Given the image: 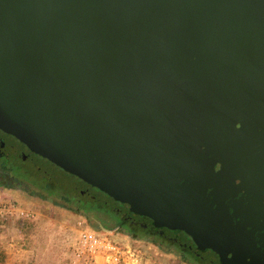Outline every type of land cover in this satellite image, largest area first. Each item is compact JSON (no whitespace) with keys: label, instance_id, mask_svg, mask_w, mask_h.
<instances>
[{"label":"water","instance_id":"1","mask_svg":"<svg viewBox=\"0 0 264 264\" xmlns=\"http://www.w3.org/2000/svg\"><path fill=\"white\" fill-rule=\"evenodd\" d=\"M0 129L220 264H264V0H0Z\"/></svg>","mask_w":264,"mask_h":264},{"label":"rangeland","instance_id":"2","mask_svg":"<svg viewBox=\"0 0 264 264\" xmlns=\"http://www.w3.org/2000/svg\"><path fill=\"white\" fill-rule=\"evenodd\" d=\"M9 167L17 177L29 180L37 186L44 185L46 177L50 178L53 185L52 192L65 195L74 205L94 206L99 204L104 196L92 189L90 193L93 197L86 198L85 195L79 196L76 192L77 188L83 185L76 184L73 176L61 169L53 166L47 161L39 157H30L26 160H20L16 157L9 160ZM39 167L44 173L41 175L36 169ZM74 187V188H73ZM76 187V188H75ZM34 188H36L34 186ZM0 199L3 201L14 202L31 209L34 213L33 218L27 219V222L21 223L14 216L5 214L6 220H0V264H66L67 263V240L71 227L75 219L61 211H58L41 202L20 198L17 195L0 191ZM98 218L92 221V224L100 226L102 231L94 232L116 244L138 247L143 255L151 258L152 261H158L160 264H178L174 256L163 255L159 250L149 244H143L134 239L116 234L114 231L109 232L107 229L113 224H117L119 217L112 213L105 205L98 206ZM4 213V212H1ZM3 215V214H2ZM4 218V217H3ZM109 226L105 228V226ZM99 228V229H100ZM127 229L126 227H123ZM150 233V231H149ZM152 236V235H151ZM153 237V236H152ZM161 247V246H159ZM172 250L178 254H182L188 261L196 262V259L202 261L209 256L208 251L201 250L200 257L186 250L183 247H177L176 244L170 246ZM145 253V254H144ZM177 256V255H176ZM179 257V255H178Z\"/></svg>","mask_w":264,"mask_h":264},{"label":"trees","instance_id":"3","mask_svg":"<svg viewBox=\"0 0 264 264\" xmlns=\"http://www.w3.org/2000/svg\"><path fill=\"white\" fill-rule=\"evenodd\" d=\"M51 187L49 190H46L45 185H42L40 187L36 185V188H31L20 179L13 177L8 168H0V191L11 193L13 195L19 196L20 198L31 200L34 202H41L47 206H50L58 211L70 215L75 220L82 221L84 225L92 232H99L103 230H101L100 226L96 225V223L94 225L91 222V220L95 221L98 218V206L105 205L107 208L109 206V210L111 212L115 211L116 206L121 207V205L117 201L113 200L100 191H98V193H101L104 198L102 200H99V204L95 205V207L88 205L86 206L85 204H82L81 206L74 205L72 202H70L71 200L68 199L65 195L53 193ZM84 195L86 196V198H91L90 196L88 197L87 193H84ZM96 199L97 198L95 197L94 200ZM6 219L7 218L4 215H0V220ZM17 220L21 223H25L28 221L27 219L21 218H17ZM117 224H119V222ZM108 227V225L105 226V228ZM159 230L160 229L153 228L151 222H149L148 226L145 229L141 228L138 231H131L129 229H126L127 233L123 232L125 231V229H115L114 232L116 234L134 239L143 244H149L159 250L163 255L174 256L177 259L178 264H196L195 262L188 261L182 254H175V252L170 247L173 244H176L177 247H183L186 250L189 249L184 246L170 230L166 228H163V231L161 232ZM189 251L192 252L197 258L200 257V253L202 252L201 250ZM206 251L210 252L209 256L206 257L204 261L196 259L197 264H220L215 253L210 250Z\"/></svg>","mask_w":264,"mask_h":264},{"label":"built area","instance_id":"4","mask_svg":"<svg viewBox=\"0 0 264 264\" xmlns=\"http://www.w3.org/2000/svg\"><path fill=\"white\" fill-rule=\"evenodd\" d=\"M2 214L21 219L34 216L31 209L0 199V215ZM66 250V264H154L144 258L137 247L116 244L104 234L99 236L80 220H75L71 227Z\"/></svg>","mask_w":264,"mask_h":264},{"label":"flooded vegetation","instance_id":"5","mask_svg":"<svg viewBox=\"0 0 264 264\" xmlns=\"http://www.w3.org/2000/svg\"><path fill=\"white\" fill-rule=\"evenodd\" d=\"M31 156L32 157H39V158L47 161L48 163L52 164L53 166L59 168L58 166L54 165L50 161L41 157L40 155L30 151L25 145H23L21 142H19L14 136H12V135H10V134H8V133H6L0 129V168H8L9 172L12 174L13 177L20 179L21 181L26 183L29 187L34 188V186L36 187V184H34L33 182H31L29 180H25V179H22L20 177H17L16 174H14L12 172V170L10 169L9 163H8L9 160L14 158V157H16L20 160H26V159H29ZM36 169L39 171V173L41 175L44 173L42 170L39 169V167H37ZM45 174H47V173H44V175ZM72 176L74 177L73 178L74 182L75 183L78 182V183H76L77 185L78 184L83 185L82 188L80 187V188H77V190H76V192L79 196H82V195H84V193H87L88 197L90 196L91 198H93L92 197L93 194H91L90 193L91 191H89V190L95 189V190L99 191L95 187L90 186L89 184L85 183L84 181L77 178L76 176H74V175H72ZM54 184L55 183L52 182L50 180V178L46 177V181L44 182V185L46 186V190H49L50 187L53 186ZM112 213L118 215L119 224L111 223L112 225L110 226V228L107 229L109 232H113L115 229H120V230L125 229L123 227H126L127 229H129L131 231H134V230L138 231L141 228L145 229L148 226L149 222H151L147 217L133 214L122 206L121 207L116 206L115 211H112ZM153 228H155V227H153ZM155 229H159V228H155ZM159 231L160 232L163 231V228H160ZM123 232L127 233L126 229ZM189 250H192V249H189Z\"/></svg>","mask_w":264,"mask_h":264},{"label":"crops","instance_id":"6","mask_svg":"<svg viewBox=\"0 0 264 264\" xmlns=\"http://www.w3.org/2000/svg\"><path fill=\"white\" fill-rule=\"evenodd\" d=\"M132 245V244H131ZM133 246V245H132ZM138 248V247H137ZM139 249V248H138ZM140 250V249H139ZM142 253V252H141ZM145 254V253H144ZM142 256L144 257V258H146V259H148L151 263H154V264H160L158 261H152L151 260V258H148V257H146V254H145V256L143 255V253H142ZM162 264H164V263H162ZM167 264V263H166ZM171 264V263H170Z\"/></svg>","mask_w":264,"mask_h":264}]
</instances>
